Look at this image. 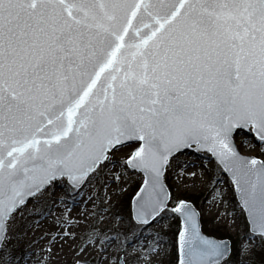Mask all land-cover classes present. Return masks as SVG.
I'll list each match as a JSON object with an SVG mask.
<instances>
[{
    "label": "snow or ice",
    "instance_id": "snow-or-ice-1",
    "mask_svg": "<svg viewBox=\"0 0 264 264\" xmlns=\"http://www.w3.org/2000/svg\"><path fill=\"white\" fill-rule=\"evenodd\" d=\"M194 153L238 196V243L205 234L182 194L203 175L181 159ZM133 176L125 215L112 200ZM74 195L110 219H74ZM41 218L49 255L87 226L72 264H164L166 219L170 264H249L264 248V0H0V264H20L12 241Z\"/></svg>",
    "mask_w": 264,
    "mask_h": 264
},
{
    "label": "rangeland",
    "instance_id": "rangeland-1",
    "mask_svg": "<svg viewBox=\"0 0 264 264\" xmlns=\"http://www.w3.org/2000/svg\"><path fill=\"white\" fill-rule=\"evenodd\" d=\"M237 142H243L242 151L255 153L258 151V142H255L253 138L249 137L247 134L240 132L237 137ZM251 145V147H250ZM187 159L191 164H195L196 167H189L188 171H203L202 176H198L195 179L186 180L182 187V194L185 195H198V201L196 208L201 212L202 228H205L207 231L214 228H223L228 234L231 235L234 243H238L240 236L245 234V219L244 214H242L241 208L236 202L232 186L228 182V177L225 176L222 172L215 168L214 165H208L207 169L201 168V163L207 164L209 157L204 153H194L190 154L188 157H182ZM139 182V177L133 176L128 186V192L120 198L118 202L115 197H113L112 202L117 205L116 210H118L121 203L127 202V197L131 194L132 189ZM111 190V189H110ZM94 190L85 189L83 195L86 198L90 192ZM57 194L62 195L61 191H57ZM58 196V195H57ZM105 193L101 190L100 197L101 200H104ZM68 201L67 207H70V202L77 201L80 203L81 207L77 213H71V216H88V224L94 222L95 212H101V218L107 222L110 217L103 215L102 208L99 207L101 200L96 201L97 208L94 209L91 203H88L85 206V201L81 199V196L74 195L72 197H65ZM192 203V202H191ZM90 204V205H89ZM194 205V204H193ZM195 206V205H194ZM65 206L62 205L61 208ZM59 211V209L57 210ZM122 214H125V211H120ZM42 221L44 224L39 225ZM174 219H166L161 222V224L156 225L155 227L163 229L167 233L164 237L167 241V247L169 255L164 259V264H170L172 261V251H173V232L176 228L173 226ZM48 226L52 228V223L50 220H43L42 218L39 221H32L31 227L23 229L22 234L24 236V242H16L12 247L15 249V254L18 259H20V264H47L48 259V244L43 242H38V239L33 237L34 231H39L40 227ZM104 223L100 227H104ZM87 226L77 230L76 235L78 239L73 243L68 241L64 246L69 247L71 244V249L74 250L77 245L82 241L80 238L84 236L87 232ZM70 248V247H69ZM261 247H257L255 250V255L252 257L249 264H259L257 259V254L260 251ZM75 259H70L65 261L63 264H72ZM240 258L235 256L233 258V264H239Z\"/></svg>",
    "mask_w": 264,
    "mask_h": 264
},
{
    "label": "bare ground",
    "instance_id": "bare-ground-1",
    "mask_svg": "<svg viewBox=\"0 0 264 264\" xmlns=\"http://www.w3.org/2000/svg\"><path fill=\"white\" fill-rule=\"evenodd\" d=\"M108 191L110 192L111 190L108 189ZM59 196V194H57ZM74 202V203H73ZM70 202V208H71V213H77L79 208L81 207L80 203L77 201H73ZM90 205V204H89ZM77 216H73V218L75 219ZM44 224V221H42L39 225ZM55 235V232L52 231L51 227L48 226H42L40 227V230L38 231H34L33 232V237L38 239V242H43V243H47L49 245V240L47 239V237L49 236V234ZM24 236L19 235L16 238L13 239L12 241V245L16 244V242H24ZM75 259L74 256V252L71 248L64 246L63 248H61L59 246V244L56 245V247H54L52 249V254L49 255L48 254V259H47V264H63L65 261H68L70 259Z\"/></svg>",
    "mask_w": 264,
    "mask_h": 264
},
{
    "label": "trees",
    "instance_id": "trees-1",
    "mask_svg": "<svg viewBox=\"0 0 264 264\" xmlns=\"http://www.w3.org/2000/svg\"><path fill=\"white\" fill-rule=\"evenodd\" d=\"M184 197L187 198L190 202H192L195 205V207H197L196 204H197V201H198V195H185ZM118 210L119 211H123V212L125 211V213H127V210H128L127 202L126 203H124V202L121 203L119 205ZM201 222H202V220H201ZM173 226H174V228H176L175 229V231H176L177 230L176 220L173 222ZM203 231L205 232V234L211 235L214 238L230 239L231 241H233L231 235L228 234L223 228H217L216 227V228H214L212 230L209 229L208 231L205 228H203ZM256 254H257V259L259 261V264H264V248H261L260 251L258 253H256Z\"/></svg>",
    "mask_w": 264,
    "mask_h": 264
},
{
    "label": "water",
    "instance_id": "water-1",
    "mask_svg": "<svg viewBox=\"0 0 264 264\" xmlns=\"http://www.w3.org/2000/svg\"><path fill=\"white\" fill-rule=\"evenodd\" d=\"M240 132H243V133L247 134L249 137L253 138V134L249 133L246 129H245V130H240L239 133H240ZM239 133H238V134H239ZM253 140H254L255 142H258V140H255L254 138H253ZM223 174H224V173H223ZM224 175L227 176L226 174H224ZM232 190H233V188H232ZM233 193H234V197H235V199H236V202H237V204L239 205V203H238V196H237V194L234 192V190H233ZM244 218H245V216H244Z\"/></svg>",
    "mask_w": 264,
    "mask_h": 264
}]
</instances>
